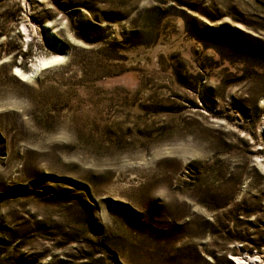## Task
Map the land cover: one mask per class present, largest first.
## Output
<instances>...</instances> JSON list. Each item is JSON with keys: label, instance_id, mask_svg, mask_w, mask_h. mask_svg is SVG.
Segmentation results:
<instances>
[{"label": "rangeland", "instance_id": "rangeland-1", "mask_svg": "<svg viewBox=\"0 0 264 264\" xmlns=\"http://www.w3.org/2000/svg\"><path fill=\"white\" fill-rule=\"evenodd\" d=\"M250 260L264 0H0V264Z\"/></svg>", "mask_w": 264, "mask_h": 264}, {"label": "trees", "instance_id": "trees-1", "mask_svg": "<svg viewBox=\"0 0 264 264\" xmlns=\"http://www.w3.org/2000/svg\"><path fill=\"white\" fill-rule=\"evenodd\" d=\"M207 196V200L208 201H204L205 202V204H207V205H211V206H216L215 204H217L216 202H217V195L216 194H214V195H212V194H207L206 195Z\"/></svg>", "mask_w": 264, "mask_h": 264}, {"label": "bare ground", "instance_id": "bare-ground-1", "mask_svg": "<svg viewBox=\"0 0 264 264\" xmlns=\"http://www.w3.org/2000/svg\"><path fill=\"white\" fill-rule=\"evenodd\" d=\"M51 61H52V59H43V60H41V63H39V64L40 65H45V64L50 63ZM255 260H252V261L251 260L250 261H243V262L241 261V262H239V264H250V262H253V261H254L253 264H256L258 261L255 262ZM260 264H264L263 263V260H261Z\"/></svg>", "mask_w": 264, "mask_h": 264}]
</instances>
